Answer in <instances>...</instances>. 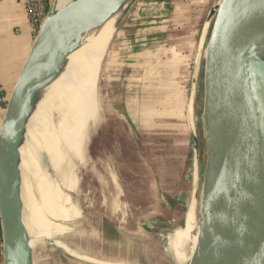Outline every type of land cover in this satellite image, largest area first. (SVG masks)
I'll return each instance as SVG.
<instances>
[{
  "label": "rangeland",
  "instance_id": "374dc122",
  "mask_svg": "<svg viewBox=\"0 0 264 264\" xmlns=\"http://www.w3.org/2000/svg\"><path fill=\"white\" fill-rule=\"evenodd\" d=\"M220 3L221 0H136L129 5L97 56L98 121L85 133L86 146L83 140L80 149L82 163L73 162L71 168L76 184L69 196L78 210V216L61 223L67 228L62 237L46 239V229L42 232L41 240L38 238L32 248L35 264H92L71 256L57 246L59 242L67 243L81 253H84L81 251L84 248L109 257L117 254L130 259L136 257L138 263L135 264H188L190 245L184 248L181 261L176 260L169 249V237L178 223L173 219L174 212L168 218L163 212L167 204L171 206L170 202H175L182 194L185 203L194 207L198 221L201 186L198 179L195 188L198 196L191 200L187 195L189 188L185 190L184 185L186 145L182 137L176 141L167 136L165 126L170 119L164 117L167 116L164 112L173 109V97L178 93H187V98L190 96L191 83L195 78L196 137L203 144L201 86L204 66L199 85V56L205 54L215 21V17L210 18L209 12ZM121 41L125 43L119 46ZM115 50H120L118 62L107 63ZM55 83L52 93L57 87ZM6 104L7 100L1 103L4 112ZM47 111L49 109L37 103L32 120L27 125L21 156L22 191H26L29 185V194L23 191V199L29 195L31 203L36 202L39 207L43 205L40 207L41 214L57 224L48 218L43 209V191L42 196L38 192L39 189L44 190L41 188L45 187L47 180L60 182V171L49 162L48 150L41 142L44 140L43 133L46 135ZM36 114L41 120L45 116L43 126L38 119L36 123ZM53 119L56 120L54 112ZM31 132L36 137L31 139ZM36 143H40V147ZM203 149L201 146L202 153ZM30 164L36 167L31 166L32 170ZM23 169H27L28 173ZM45 174L47 178H44ZM41 181L44 183L41 184ZM182 190L186 192L183 194ZM117 198L128 219H104L105 210H111V201ZM102 202L104 207H101ZM151 204L154 205L152 208ZM154 208L158 216L147 217L150 212H155ZM118 221L122 222L125 233L115 229L114 223L118 224ZM0 264H3L1 239Z\"/></svg>",
  "mask_w": 264,
  "mask_h": 264
},
{
  "label": "water",
  "instance_id": "95a60500",
  "mask_svg": "<svg viewBox=\"0 0 264 264\" xmlns=\"http://www.w3.org/2000/svg\"><path fill=\"white\" fill-rule=\"evenodd\" d=\"M56 1H50L0 124L3 264H32L31 239L23 221L20 150L40 102L35 89L57 73L78 33L117 10H123V18L136 0H71L60 9ZM209 15L215 21L198 70L200 85L204 66L203 144L196 137L195 78L189 96L184 185L191 200L198 196V179L201 189L197 239L188 264H264V0H221ZM93 96L97 102L96 92ZM190 212L195 217L194 207L181 194L174 231L185 227ZM59 244L84 262L121 264Z\"/></svg>",
  "mask_w": 264,
  "mask_h": 264
},
{
  "label": "bare ground",
  "instance_id": "6f19581e",
  "mask_svg": "<svg viewBox=\"0 0 264 264\" xmlns=\"http://www.w3.org/2000/svg\"><path fill=\"white\" fill-rule=\"evenodd\" d=\"M70 1L71 0H57L56 8L60 9L65 5H67V3H69ZM122 15H123V10H117L113 12L111 15H109L105 20L78 33L73 42L74 46L68 51L65 60L58 69L57 73L47 81H44L42 86L35 89V92L37 93L38 98L40 99L39 105H42L46 109H49V111L46 112L47 114L46 115L47 125L45 127L46 135L45 133H43L44 134L43 139L45 141L42 140L41 142L44 143L42 144L44 145V147L46 146L45 148L46 150H48L47 152L49 154L48 155L49 162L51 161L52 165L57 167L60 171V177H59L60 182L55 181L54 183H51V180H47V182L44 183L45 182L44 178L45 177L47 178L45 174V176L43 175L44 182L41 181V184L43 183L45 184V187L41 188L44 190L40 191L39 189L38 191L41 192V196L43 191V199L41 200L42 201L44 200L43 209L45 208L44 210H46L45 212L49 216L48 218H50L54 222H58L57 224L52 223L49 219L45 218V216L41 214L40 207L43 205L39 207L35 204L36 203L35 201H34L35 203L33 202L31 203L28 198L29 195L28 197L23 199V221L27 228L28 234L33 235L35 237L33 239L30 238L31 248H33V245L36 243L37 240H39L38 238L42 237V232L45 229L47 232L45 238L47 237L51 239L52 237L64 236L67 232V228L61 223H67L70 220H72L74 217L78 216V210L76 206L72 203L69 196V193L74 191L76 184V179L75 176H73L74 173H72L73 170L71 168H73L74 166L73 162L74 163L77 162L78 164L82 163L83 154H81L80 149L82 147L83 140L85 145V140H86L85 133H87L90 130L91 126L96 124L98 121L99 110H98L97 102H95L93 96L94 92H96L95 90L96 82L99 74V69L97 67V62H98L97 56L100 54L103 43L107 40V38L113 35L115 26L122 18ZM262 57L264 59V54ZM54 83L56 84L57 87L56 90H54V93H52L51 90ZM39 109L42 110L44 108L42 109L39 108ZM53 112L56 114V120L53 119ZM42 114L45 115V112H43ZM34 118L36 120L39 117L37 116V118L36 117ZM42 120L38 119V121L42 123L43 126ZM38 124L36 126H38ZM36 126L35 129H37ZM33 128H31V130ZM37 133L36 136L38 135ZM34 136L35 135L33 133L31 139ZM40 140L41 139H39V141ZM33 144H35V142ZM37 145H39L38 147H40V143H38ZM20 153L22 156L23 153L22 148L20 150ZM31 166H33V164L32 165L30 164V167ZM34 167H36V165L33 166V168ZM27 181L29 182L30 180ZM36 181L39 182V180L37 179ZM262 187L264 192V181ZM26 188L28 190L29 185L26 186ZM27 190L26 191L23 190V191H25L26 194H29L27 193L28 192ZM31 190L32 189H30V192ZM25 192H24V196H26ZM31 199L34 200L33 197H31ZM197 226L198 224L195 220L194 214L190 212L187 215L185 227L181 229H177L169 237L168 240L169 249L176 256L178 260L182 259V256L184 255L183 250L187 245H190V251L191 252L193 251L197 239ZM57 246H59L60 248H64L59 243L57 244ZM31 255H32L31 258L32 264H35L33 259L32 249H31ZM94 256L97 259L104 260L103 254L101 255L98 253L97 254L94 253ZM183 259L185 258L183 257Z\"/></svg>",
  "mask_w": 264,
  "mask_h": 264
},
{
  "label": "crops",
  "instance_id": "0c3cea01",
  "mask_svg": "<svg viewBox=\"0 0 264 264\" xmlns=\"http://www.w3.org/2000/svg\"><path fill=\"white\" fill-rule=\"evenodd\" d=\"M121 34L125 35L124 33ZM33 41L34 34L28 24L25 11V0H0V92H2L4 101L8 100L10 93L13 90L19 73L29 55ZM122 41L118 44L119 46L124 45L125 42L122 43ZM119 52L120 50H115L112 52V57L108 58V61L109 59L111 60L109 62L107 61V63L116 64L120 55ZM201 58L202 55L199 56V64ZM196 66L198 68L197 64ZM164 106L165 109H167V104ZM172 107V110H168V112L165 110L164 112L167 115L164 117L170 119V123H167L165 126V129H167V132L165 133L168 134V137L175 139L176 141L182 137L187 148L190 139L189 97L187 98V93L184 95L181 92L173 97ZM3 115L4 111L0 103V124ZM154 123L156 124V120H154ZM177 145L178 144H176V146ZM111 202L113 208H111V210H105L103 218L107 220L128 219V214L120 209L118 202L121 201H119V198L114 199ZM170 204L171 207H166V211L163 212L167 214L166 218L169 217L171 212H174L175 217V210L178 206V200L176 199L175 202L171 201ZM104 206L105 203L102 202L101 207ZM153 206L151 204V208ZM146 216H153L156 218L158 216V211L155 209V212H150ZM114 225L115 229H117L119 232L125 233L126 230L124 226H122L121 221H118V224L114 223ZM75 244L77 246V243ZM81 251L85 254H90L91 256L95 257L94 253H91L87 249L81 248ZM103 258L104 260L119 263L122 262L125 264H134L135 262H138L135 259L136 257H131L130 259L129 257H124L119 254L110 257L103 255Z\"/></svg>",
  "mask_w": 264,
  "mask_h": 264
},
{
  "label": "built area",
  "instance_id": "2783aa9c",
  "mask_svg": "<svg viewBox=\"0 0 264 264\" xmlns=\"http://www.w3.org/2000/svg\"><path fill=\"white\" fill-rule=\"evenodd\" d=\"M51 0H25V11L27 20L34 36L38 33L40 26L46 18ZM4 102L0 92V103Z\"/></svg>",
  "mask_w": 264,
  "mask_h": 264
}]
</instances>
